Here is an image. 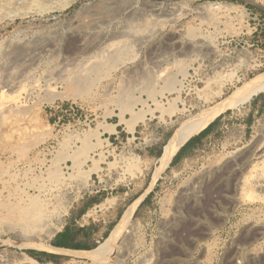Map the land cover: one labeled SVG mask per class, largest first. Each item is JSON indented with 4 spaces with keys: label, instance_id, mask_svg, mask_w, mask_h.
<instances>
[{
    "label": "rangeland",
    "instance_id": "obj_1",
    "mask_svg": "<svg viewBox=\"0 0 264 264\" xmlns=\"http://www.w3.org/2000/svg\"><path fill=\"white\" fill-rule=\"evenodd\" d=\"M110 39L129 42L124 60L86 70ZM42 46L28 68L19 56ZM263 71L264 0H0V264H96L44 250L19 214L64 194L68 210L99 196L113 226L135 206L126 247L97 264H264V91L156 162L182 122Z\"/></svg>",
    "mask_w": 264,
    "mask_h": 264
},
{
    "label": "bare ground",
    "instance_id": "obj_2",
    "mask_svg": "<svg viewBox=\"0 0 264 264\" xmlns=\"http://www.w3.org/2000/svg\"><path fill=\"white\" fill-rule=\"evenodd\" d=\"M130 7L131 6L126 7L124 11L130 13L131 11ZM145 23L146 21H144L143 24ZM142 27L144 26H140L135 31H132L131 36L136 37V35H139L142 31L141 29ZM75 34L78 38L77 40L80 45L82 44V41H85V37L89 35L86 32H81L79 34L74 33L73 35ZM119 37L121 36H115L112 39L114 40ZM112 39H110L111 43L107 44L104 49L106 53H104L103 50L101 49L102 44L104 42H100L99 40L97 42H94L96 44L93 43V45L90 46V48L86 50L85 53L83 52L84 54L87 55L92 53L93 50L95 49L97 50V53H95L96 55L89 57L90 59H92V62L88 67L85 68L86 70H90L91 73H95L100 69L112 68L118 65V63H120V60H124V58L127 56L128 52L131 49L129 42L123 40L119 43L112 42ZM48 50L49 49L47 48V46L37 47V48L25 50V52L21 54V56L19 57L22 62L29 63L28 68H31V66L34 64V60L39 58L42 53L48 52ZM167 79L168 82L165 85L166 89L171 87L172 83L174 82L173 81L174 78L168 77ZM263 91H264V71L257 74L253 78L245 81L241 88L234 90V92L231 93L228 97L218 100L216 103H213L212 105L205 107L204 110L198 113L197 116H194L189 119L187 118V120H185L180 124L178 129L174 131V133L167 139L165 144L162 146L160 156L156 159L159 170L160 171L165 170L169 166L173 158L176 156L177 152L189 141V139L192 138V136L197 135L199 132L206 129L222 112H224L227 109L234 108L236 105L240 104L244 99L249 100L251 96L257 95ZM133 106L132 104L123 105L122 112L128 110L131 112V118L138 120L140 118L138 117L139 113L137 114L136 112H133ZM49 178L52 180V182L55 183V185L63 184L65 181V178H63L61 174L58 173V170L55 169H53V173L49 176ZM78 178L82 179V176H78ZM64 195L65 196L55 198L54 201L50 203L48 202L46 203V205L44 204V200H39V199L32 200L29 203V205L19 210V214H21L24 217L25 224H27L30 227L40 228L38 230L39 232L38 234L42 240L40 244H45V243L47 244L49 237H51L54 233H56L61 227V224L63 222V215L66 214L69 205L73 200V197L71 195L68 194H64ZM134 209H135L134 204L127 206L122 212L116 224L110 230L108 236L101 243H99V245L95 247L93 250L75 251V250H67L62 248L55 249L52 248L50 245H46V244L43 245L45 246L44 250L54 254L72 255V256H81V257L86 256L96 264L99 262L101 263L106 259L107 256H109L113 252L119 253L120 249L126 247L125 245L127 243L125 242L128 239V236L134 227V222H133ZM27 239L31 242L32 240L33 241L35 240L34 237L31 238L27 237ZM116 249L118 250L116 251ZM27 261L28 264H37L34 260L30 258H27Z\"/></svg>",
    "mask_w": 264,
    "mask_h": 264
},
{
    "label": "crops",
    "instance_id": "obj_3",
    "mask_svg": "<svg viewBox=\"0 0 264 264\" xmlns=\"http://www.w3.org/2000/svg\"><path fill=\"white\" fill-rule=\"evenodd\" d=\"M99 196H88L75 202L68 210L60 229L51 236L49 244L55 249L82 251L80 245L93 248L109 234L117 219V208L100 210Z\"/></svg>",
    "mask_w": 264,
    "mask_h": 264
},
{
    "label": "trees",
    "instance_id": "obj_4",
    "mask_svg": "<svg viewBox=\"0 0 264 264\" xmlns=\"http://www.w3.org/2000/svg\"><path fill=\"white\" fill-rule=\"evenodd\" d=\"M51 245L55 246V243H51ZM28 253H30V254H32V255H36L34 252H28ZM48 257H49V256H48ZM49 258H51V257H49Z\"/></svg>",
    "mask_w": 264,
    "mask_h": 264
},
{
    "label": "water",
    "instance_id": "obj_5",
    "mask_svg": "<svg viewBox=\"0 0 264 264\" xmlns=\"http://www.w3.org/2000/svg\"><path fill=\"white\" fill-rule=\"evenodd\" d=\"M178 152H179V151H178ZM178 152H177V153H178ZM176 155H177V154H176Z\"/></svg>",
    "mask_w": 264,
    "mask_h": 264
}]
</instances>
